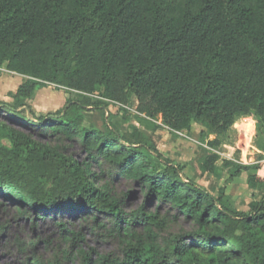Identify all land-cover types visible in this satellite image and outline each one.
Here are the masks:
<instances>
[{
  "label": "trees",
  "instance_id": "1",
  "mask_svg": "<svg viewBox=\"0 0 264 264\" xmlns=\"http://www.w3.org/2000/svg\"><path fill=\"white\" fill-rule=\"evenodd\" d=\"M0 68L27 77L12 95L14 105L0 101L6 117L0 134L10 142L0 146V196L18 213L32 212L34 221L39 212L54 217L67 209L109 225L121 255L87 254L84 264H264L260 165L226 164L229 178L247 172L248 183L263 192L243 212L222 191L214 196L184 180L183 167L163 158L138 128L125 135L110 126L108 133L83 127L97 105L88 95L98 89L108 106L125 105L133 95L138 114L160 115L172 132L195 122L206 126L201 136L221 135L251 113L264 126V0H0ZM44 84L85 96L26 120L22 100ZM76 143L80 160L69 154ZM218 159L211 153L199 167L219 175ZM103 165L111 168L109 179L130 182L144 196L135 208H123L134 192L119 197L109 182L96 184L94 167ZM173 211V221L191 228L163 235ZM32 264L64 263L33 258Z\"/></svg>",
  "mask_w": 264,
  "mask_h": 264
},
{
  "label": "rangeland",
  "instance_id": "2",
  "mask_svg": "<svg viewBox=\"0 0 264 264\" xmlns=\"http://www.w3.org/2000/svg\"><path fill=\"white\" fill-rule=\"evenodd\" d=\"M18 76L23 77L0 68V101L11 105L15 104L16 101L12 95L16 92V87L20 85V83L15 82L18 80ZM26 79L27 77H23L21 84ZM101 94L102 89H98L95 93L88 95L97 105L89 108L86 112L84 128L108 133L110 126L117 132L126 135L131 134L133 127H136L150 142L149 134L154 133L152 126L162 124L160 115L148 120L138 114L136 99L133 95L129 96L127 104L109 107L110 102L105 100ZM63 96L75 101L81 100L85 95L55 85L44 84L37 88L34 97L30 99L33 100V103L30 102L31 105L24 103L26 106L23 109L25 110V119L36 122L39 116L46 117L48 114H54L61 110L64 106ZM23 101L29 103L25 99ZM111 104L114 105L113 102ZM5 118V116H0V120ZM139 118H144L150 123L143 124ZM204 127L206 126L204 125ZM197 128L195 131L199 132L201 127ZM203 133L206 134V132ZM205 134L201 136L200 132L196 133L195 139L192 140L173 132V140L166 143L164 141L160 144L164 150L161 153L163 158L169 159L175 165L183 166L181 176L184 180L193 178L200 187L210 193L215 192L216 196L222 191L224 200L229 206L237 203L240 210H248V204L253 198L249 191L251 185L247 180L248 173L229 178L231 168L226 164L229 161L258 164L261 168L257 170V173L262 176L264 173V126L258 127L257 116L255 113H251L248 116H238L232 127L224 134ZM33 138L36 141L44 142V140L34 136ZM215 138H217V143H208ZM1 145L9 146L10 142L0 134ZM211 153L219 155L215 164L220 168V174L204 172L203 175H199L200 162ZM69 154L78 160L83 158L80 145L77 143L69 149ZM148 154L156 163L162 164V161L158 160L151 151ZM110 169L107 165H103L102 168L94 167L99 178L96 184L109 182L119 197L126 191L134 192L135 198L127 200L123 205L125 211L132 210L143 200L144 196L140 195L141 193L130 182L123 179L114 181L109 179L107 172ZM102 171L105 173L102 174ZM17 208L13 203L0 196V264H32L33 258H38L43 262L58 260L64 264H84L83 256L87 254H91L92 257L97 253L121 255L123 245L117 236L109 232L110 226L103 227L99 225L101 222L95 224L89 218L83 219L82 214H86L84 212L73 213L64 209L54 217H51L50 213L39 212L37 214L39 219L34 221L32 212L29 213V216L22 215L17 212ZM169 214L170 223L163 235L191 228L189 223L180 218L173 221L171 215L174 214V211ZM99 220L106 219L102 217ZM59 222L63 223L68 233L71 231L78 233L83 239H73L72 236H69L68 239L65 238L68 233L61 230V227L58 226Z\"/></svg>",
  "mask_w": 264,
  "mask_h": 264
},
{
  "label": "crops",
  "instance_id": "3",
  "mask_svg": "<svg viewBox=\"0 0 264 264\" xmlns=\"http://www.w3.org/2000/svg\"><path fill=\"white\" fill-rule=\"evenodd\" d=\"M12 73V72H11ZM23 79V77H19L18 76V80L17 81H15V82H18V83H20L21 84V80ZM19 86V85H18ZM18 86L16 87V90H17V88H18ZM61 95V94H60ZM63 98H64V104H65V101H66V97H64L63 96ZM27 101H29V103H27V102H25V101H23L22 100V104H24V103H26V105H31V103H33V100H27ZM31 102V103H30ZM116 105H119V104H114V105H111V107H116ZM25 107L26 106H22V108H24L25 109ZM110 107V106H109ZM201 123H195V122H193L192 123V125H191V129L190 130H188V131H186V130H184V131H181V132H175V133H178V134H180V135H182V136H185V137H187V138H190V139H192V140H194L195 139V134L196 133H201L202 131L203 132H206V127H204V125H202V126H199ZM201 127L200 128V130H199V132H197V131H195V129L197 128V127ZM199 127L197 128V129H199ZM146 131V130H145ZM149 132V131H148ZM185 132V133H184ZM195 132V134H193ZM149 136H150V142H151V144L156 148V149H158V151H161L160 153H162V151H164L163 150V148H162V146H160V144L161 143H163L164 141V143H166V142H170L171 140H173V132L172 131H170L168 128H166V126H164L163 124H159L158 125V127L154 130V133L151 135V134H149ZM159 149H162V150H159ZM258 151V150H257ZM259 152V151H258ZM261 152V151H260ZM264 154V153H263ZM179 163V162H178ZM177 165H179V164H177ZM183 167V166H182ZM198 173H199V175H203V173H204V171H202L201 169H200V167H199V169H198ZM241 174H246V172H242ZM240 174V175H241ZM247 176H248V174H247ZM188 180H190V181H192V182H194L196 185H198L197 184V182H195V180L193 179V178H188ZM199 186V185H198ZM249 191H250V195H252L253 196V198L251 199V201L249 202V204H248V210H246V211H244V210H240L239 209V207H238V204L237 203H234L231 207L232 208H234V209H236V210H239V211H243V212H247V211H249L256 203H258L260 200H261V198H262V195H263V192H262V190L259 188V187H249ZM211 194L212 195H214V196H216L215 195V192L213 193V191L211 192Z\"/></svg>",
  "mask_w": 264,
  "mask_h": 264
},
{
  "label": "water",
  "instance_id": "4",
  "mask_svg": "<svg viewBox=\"0 0 264 264\" xmlns=\"http://www.w3.org/2000/svg\"><path fill=\"white\" fill-rule=\"evenodd\" d=\"M133 198H135V196H133Z\"/></svg>",
  "mask_w": 264,
  "mask_h": 264
}]
</instances>
